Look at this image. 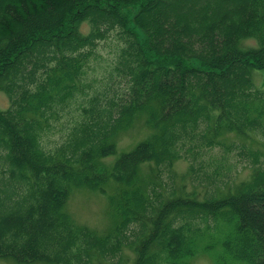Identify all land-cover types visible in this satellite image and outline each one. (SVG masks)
Listing matches in <instances>:
<instances>
[{
    "label": "trees",
    "instance_id": "obj_1",
    "mask_svg": "<svg viewBox=\"0 0 264 264\" xmlns=\"http://www.w3.org/2000/svg\"><path fill=\"white\" fill-rule=\"evenodd\" d=\"M110 38L105 87L90 94L87 70ZM254 69H264V0H0V257L187 264L194 229L210 227L192 220L210 215L223 230L214 264H264V86ZM72 109L65 137L45 146ZM139 118L145 134L106 162ZM218 147L248 175L206 171L215 184L201 197L186 174L175 184L177 160L201 179L203 154ZM74 186L106 193L104 230L65 209Z\"/></svg>",
    "mask_w": 264,
    "mask_h": 264
},
{
    "label": "rangeland",
    "instance_id": "obj_2",
    "mask_svg": "<svg viewBox=\"0 0 264 264\" xmlns=\"http://www.w3.org/2000/svg\"><path fill=\"white\" fill-rule=\"evenodd\" d=\"M108 42L104 43L100 47L99 53L102 54L103 60L97 66H91L88 68L86 73L87 87L86 90L92 94L94 90H102L105 87V72L107 66H109L112 59V47L111 43L114 44L112 38L107 39ZM110 41V42H109ZM111 62V63H110ZM253 80L255 85L264 86V69H254L253 70ZM8 105V97L5 92L0 90V107L4 108ZM74 108V107H73ZM75 109H72L70 113H63L56 124L53 127V130L48 132L43 136V143L45 146H52L54 143L62 140L68 128L64 124L66 119H69L71 114L73 115ZM122 132L118 136L117 149L115 153L108 154L104 157L106 162L112 161L116 155L123 149H128L132 146L139 138H141L146 131L142 120L139 118L136 120L133 125ZM213 153L212 155L203 154L206 157V168L196 172V175L201 178V175L204 172L212 173L214 170H219L221 173H226V177L238 180L240 178L246 177L248 175V168L243 166V160L239 159L237 155H230L229 157L221 155V148H215L214 150L208 151ZM243 166V167H242ZM195 167H199L198 163L195 164ZM174 169L177 172V177L174 178L176 185L180 182L179 175L186 174L185 176V186L187 189L192 190L196 189L200 191V197L204 192H210L214 187L215 183H209L208 179L203 178L196 180H191L187 174V160L180 158L176 161ZM162 182L165 188L169 191H172L174 183L173 179L169 176H166V172L163 173ZM207 184V185H206ZM110 190V185L107 187ZM165 192V191H164ZM107 195L100 189H95L89 186H74L71 191L67 194L65 200V209L71 214V216L80 223H85L90 227L97 229L98 231L104 230L109 221V215L107 213ZM208 220L210 227H205L202 225V221ZM201 224L202 231L200 228H195L194 232L196 233V246L195 251L192 255L188 257L187 264H214L215 262L221 261L222 247L220 244V238L222 235V228L213 226L216 224L215 218L210 215L199 217L195 220H192L191 225L195 226ZM125 257L128 258V261L133 257L134 253L132 250L125 248L124 250ZM0 264H48L44 261H35L28 263H17L11 258L0 257ZM225 264H244L241 261L231 260L226 258Z\"/></svg>",
    "mask_w": 264,
    "mask_h": 264
}]
</instances>
